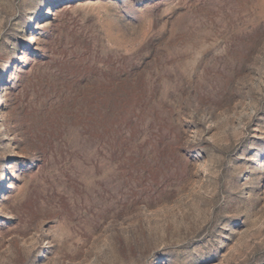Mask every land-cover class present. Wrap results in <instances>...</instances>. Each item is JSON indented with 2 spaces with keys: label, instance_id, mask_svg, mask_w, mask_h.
Instances as JSON below:
<instances>
[{
  "label": "rangeland",
  "instance_id": "374dc122",
  "mask_svg": "<svg viewBox=\"0 0 264 264\" xmlns=\"http://www.w3.org/2000/svg\"><path fill=\"white\" fill-rule=\"evenodd\" d=\"M0 264H264V0H0Z\"/></svg>",
  "mask_w": 264,
  "mask_h": 264
}]
</instances>
